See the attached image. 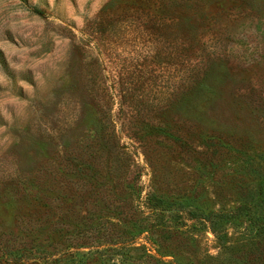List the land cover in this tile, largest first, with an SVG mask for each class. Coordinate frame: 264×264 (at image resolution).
Returning <instances> with one entry per match:
<instances>
[{"label":"rangeland","instance_id":"1","mask_svg":"<svg viewBox=\"0 0 264 264\" xmlns=\"http://www.w3.org/2000/svg\"><path fill=\"white\" fill-rule=\"evenodd\" d=\"M243 205L264 0H0V264H264Z\"/></svg>","mask_w":264,"mask_h":264},{"label":"trees","instance_id":"2","mask_svg":"<svg viewBox=\"0 0 264 264\" xmlns=\"http://www.w3.org/2000/svg\"><path fill=\"white\" fill-rule=\"evenodd\" d=\"M262 210H258V208H253L251 205H243L241 207H239L237 210H233L230 211L228 213L222 214V217L225 219H234L237 216H239V214L241 213V211L246 210V213L249 217L250 220V224L252 226L251 230H249L250 235L254 234V235H259L260 234H264V212L263 208H261ZM216 231V235H218L219 237V231Z\"/></svg>","mask_w":264,"mask_h":264}]
</instances>
